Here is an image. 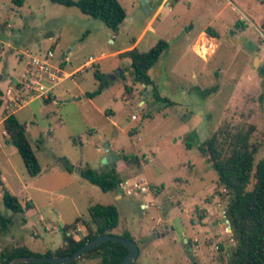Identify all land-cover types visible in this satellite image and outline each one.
<instances>
[{
  "label": "rangeland",
  "instance_id": "374dc122",
  "mask_svg": "<svg viewBox=\"0 0 264 264\" xmlns=\"http://www.w3.org/2000/svg\"><path fill=\"white\" fill-rule=\"evenodd\" d=\"M18 1L0 0V187L22 206L13 213L0 198L9 234L35 252L54 253L69 235H86L81 223L70 226L78 218L89 221L90 205H112L119 216L112 234L129 233L139 248L133 264H228L235 246L225 217L228 197L198 147L220 129L250 130L255 144L264 139V0H149V13L139 0H118L126 17L116 34L74 7ZM160 40L167 48L149 75L171 105L134 83L130 60L119 55L146 52ZM47 49L63 80L50 102L40 98L14 114L26 125L41 168L30 177L16 148L6 144L1 121L9 115L5 93L18 88L25 53ZM118 69L123 73L110 80ZM96 72L109 86L88 99L85 94L98 88ZM106 144L123 180L144 176L149 193L117 190L121 198L115 199L80 178L84 166L96 172L107 166ZM130 155L138 161L123 160ZM263 157L264 146L255 164ZM64 227L68 232L60 231Z\"/></svg>",
  "mask_w": 264,
  "mask_h": 264
},
{
  "label": "trees",
  "instance_id": "16d2710c",
  "mask_svg": "<svg viewBox=\"0 0 264 264\" xmlns=\"http://www.w3.org/2000/svg\"><path fill=\"white\" fill-rule=\"evenodd\" d=\"M19 2L18 0H13ZM53 4L63 7L76 8L81 14L98 20L116 34L123 23L126 13L118 0H49ZM4 27V26H2ZM1 27V28H2ZM264 30V21L261 24ZM207 30V34H209ZM213 37V36H212ZM167 48L165 41H158L155 46L146 52L131 49L119 54L130 60L131 75L134 83L150 87L153 100L158 103L171 105L167 98L160 96L156 85L149 73ZM264 73V67L261 69ZM95 78L99 82L97 90L86 93L85 97L93 99L109 86V81L103 80L96 72ZM2 92L0 91V97ZM51 101V100H50ZM50 101H45L48 103ZM2 101L0 98V107ZM6 132L5 142L13 143L22 159L27 174L36 177L41 168L31 148L26 135V126L16 119L15 115L7 116L3 123ZM251 131H231L220 129L208 137L199 147V153L205 157L211 168L216 172L217 187L221 188L228 197L225 217L229 221L231 238L234 249L228 264H264V157L255 164V155L259 148L264 146V139L260 143L250 142ZM125 162L138 161L136 156H123ZM65 170L71 172V167L64 164ZM81 179L98 187L103 193L116 192L118 184L123 180L116 168L108 165L101 171L84 166L78 169ZM0 198L3 206L13 212L20 213L22 206L18 199L11 195L3 186L0 189ZM89 221L77 219L70 227L76 230L81 223L86 235L80 240L69 235L65 238L62 247L44 254L34 253L25 246L4 249L0 253V264H9L14 258L20 257H69L79 250L86 242L112 231L119 225V216L112 205L94 204L87 209ZM11 220L0 213V229L6 232L10 229ZM63 232H68L66 227ZM121 237L133 240L127 232ZM64 245V246H63ZM138 247V246H137ZM129 250L117 243L105 242L85 252L79 259L69 264H78L82 259H98L100 264H121ZM40 264V263H38ZM197 264V263H193Z\"/></svg>",
  "mask_w": 264,
  "mask_h": 264
},
{
  "label": "built area",
  "instance_id": "2783aa9c",
  "mask_svg": "<svg viewBox=\"0 0 264 264\" xmlns=\"http://www.w3.org/2000/svg\"><path fill=\"white\" fill-rule=\"evenodd\" d=\"M25 55L27 61L21 78L17 82L18 88H10L5 93L4 109L8 110L9 115L34 100L51 99L53 87L63 80L59 76L60 74L62 76V69L60 66L53 65L54 53L51 49L37 54L25 53ZM117 190L125 196L145 195L150 192V186L144 176H139L122 180ZM140 208L145 210L147 205L142 203Z\"/></svg>",
  "mask_w": 264,
  "mask_h": 264
},
{
  "label": "water",
  "instance_id": "95a60500",
  "mask_svg": "<svg viewBox=\"0 0 264 264\" xmlns=\"http://www.w3.org/2000/svg\"><path fill=\"white\" fill-rule=\"evenodd\" d=\"M140 5L142 9L149 13V0H139ZM64 57V55L62 56ZM255 63V61H254ZM122 70H117L115 74L110 78V80L114 79L115 77H118L120 74H122ZM12 146H14L13 143H11ZM105 152H109V145H105ZM115 160L116 156L113 153H108L103 158V165H108L110 168H115ZM228 223V220H226ZM230 228V227H229ZM60 231H62V228H60ZM105 242H113L120 244L124 247H126L129 250V253L125 256L121 264H133V262L136 260V258L139 255V248L137 247L136 243L132 240L123 238L121 236H117L114 234H105L102 236H97L96 238L86 242L79 250H77L72 256L69 257H20V258H14L12 259L9 264H69L73 261L79 259L85 252L101 245ZM191 263L194 261L192 257H190Z\"/></svg>",
  "mask_w": 264,
  "mask_h": 264
},
{
  "label": "crops",
  "instance_id": "0c3cea01",
  "mask_svg": "<svg viewBox=\"0 0 264 264\" xmlns=\"http://www.w3.org/2000/svg\"><path fill=\"white\" fill-rule=\"evenodd\" d=\"M152 21V20H151ZM150 21V23H151ZM150 23H148L147 25V29L150 28ZM206 33H201V35H204ZM93 60V59H91ZM15 114V113H14ZM3 123V122H2ZM26 126V125H25ZM5 131H3L2 135L6 137L7 134L4 133ZM5 140V138H4ZM7 144V143H6ZM11 144V143H10ZM1 189V187H0ZM114 196H115V199H120V195L119 193H115L113 192ZM28 200V199H27ZM28 202L31 204V201L28 200ZM142 204V203H141ZM140 204V205H141ZM31 207H33V205L31 204ZM11 226V225H10ZM10 233V229L6 232H3L1 229H0V253L4 250V249H9V248H16V247H20V246H25L27 247L30 251L34 252V253H38V252H35L33 249H31L26 243H24L23 239H21L20 237H15L14 235L12 234H9ZM32 236L33 237H39V235L37 233H32ZM49 250H45L44 253L48 252ZM44 253H40V254H44Z\"/></svg>",
  "mask_w": 264,
  "mask_h": 264
},
{
  "label": "flooded vegetation",
  "instance_id": "af4514ba",
  "mask_svg": "<svg viewBox=\"0 0 264 264\" xmlns=\"http://www.w3.org/2000/svg\"><path fill=\"white\" fill-rule=\"evenodd\" d=\"M211 225H212V228H215L217 226V223L213 222V223H211Z\"/></svg>",
  "mask_w": 264,
  "mask_h": 264
}]
</instances>
